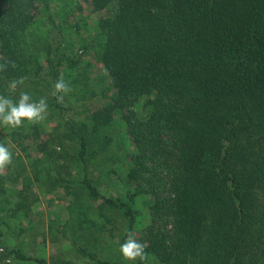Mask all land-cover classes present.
<instances>
[{
	"label": "trees",
	"instance_id": "16d2710c",
	"mask_svg": "<svg viewBox=\"0 0 264 264\" xmlns=\"http://www.w3.org/2000/svg\"><path fill=\"white\" fill-rule=\"evenodd\" d=\"M80 1L92 13L106 12L96 25L97 60L116 97L81 131L68 124L78 142L82 187L126 222L119 248L134 233L141 217L136 203L147 194L149 224L138 239L146 257L132 264H264V0ZM51 2L0 0V63L17 65L0 72V94L18 98L8 88L13 79L46 80L42 61L53 77L50 88L60 77L63 59L53 64V54L68 47V29L61 26L46 45L30 35ZM118 115L131 146L119 161L126 162L124 193L113 199L88 179L84 129L94 134ZM33 127L30 134L25 126L11 128L10 135L38 138V124ZM20 164L6 168L10 177L0 174V194L8 181L21 180ZM77 249L93 264H128ZM11 252L16 261L32 260L21 249Z\"/></svg>",
	"mask_w": 264,
	"mask_h": 264
},
{
	"label": "rangeland",
	"instance_id": "374dc122",
	"mask_svg": "<svg viewBox=\"0 0 264 264\" xmlns=\"http://www.w3.org/2000/svg\"><path fill=\"white\" fill-rule=\"evenodd\" d=\"M105 15V11L92 13L80 0H52L30 31L34 41L42 40L46 45L51 37L60 33L61 26L68 29L69 36L63 39L68 47H61L52 58L53 64L63 59L62 66L58 67L59 76L69 84L71 91L59 103L61 109H56L54 97L48 95L52 88L47 81H52L53 77L47 74L49 65L42 61L41 76L46 80L23 84L15 91L17 95L26 90L36 93L33 100L48 98L46 119L23 124L28 134L38 124V138L14 140L11 128L0 126V142L22 162L14 161L9 171L16 170L19 164L24 168L21 180L8 181L0 194L3 223L0 225V249H3L0 264H40L38 260L46 264H93L82 256L77 246L102 260L133 262L123 260L119 253L120 239L126 229L124 219L104 205L103 200L89 196L80 183L83 173L77 158L78 142L68 124L81 131L82 126L89 125L92 114L112 105L111 100L116 97L106 71L97 60L101 43L96 25ZM61 18L67 19L61 23ZM83 45L87 48L82 49ZM41 57H48L45 50L41 51ZM142 113L145 112L142 110ZM120 117L116 116L115 124L94 134L84 129L89 134L88 179L103 197L113 199L124 193L122 180L126 162L119 161L125 159L124 147L131 146L123 122L117 120ZM19 143L23 146L19 147ZM6 171L0 174L10 177ZM27 184L29 189L24 188ZM151 204L150 195L138 198L136 206L141 217L134 231L137 239L149 224ZM14 249H21L32 260L25 263L14 260L11 252Z\"/></svg>",
	"mask_w": 264,
	"mask_h": 264
},
{
	"label": "clouds",
	"instance_id": "9594fccd",
	"mask_svg": "<svg viewBox=\"0 0 264 264\" xmlns=\"http://www.w3.org/2000/svg\"><path fill=\"white\" fill-rule=\"evenodd\" d=\"M9 64L16 68L15 62L4 60L0 63V72L6 71ZM27 77L13 79L8 83V88L15 92L19 86L23 85ZM71 91L69 84L63 77L57 78L49 96L54 97L57 103H62L64 95ZM48 111V98L40 97L34 101L28 92H21L17 99L0 94V125L10 128H20L27 121L29 123H38L46 119ZM13 163L12 152L9 147L0 142V173ZM146 243L138 240L134 233L129 231L127 238L119 248L120 256L125 261L144 260L146 257ZM3 249H0L2 252Z\"/></svg>",
	"mask_w": 264,
	"mask_h": 264
}]
</instances>
